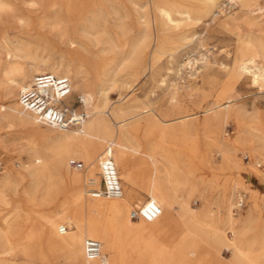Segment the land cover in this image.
Listing matches in <instances>:
<instances>
[{
  "label": "bare ground",
  "instance_id": "bare-ground-1",
  "mask_svg": "<svg viewBox=\"0 0 264 264\" xmlns=\"http://www.w3.org/2000/svg\"><path fill=\"white\" fill-rule=\"evenodd\" d=\"M141 1L131 0V4L140 10L148 5V1ZM218 1L205 0L201 14H212ZM260 1L228 0V5L237 3L239 10L222 25L237 33L228 81L237 84L248 80L250 86L264 92V6L259 7ZM13 2L0 0V97L5 100L12 95L15 99L0 104V118L8 127L26 129L48 145L36 148L29 137L26 150L30 155L28 164L20 165L22 173L3 174L0 213L4 209L8 212L0 215V264H12L17 255L23 257L24 264H264V198L247 188V209L238 218L232 212L234 200L239 198L237 190L246 183L239 179L244 164L238 153H249L256 168L264 164V111L254 113L241 125L238 121L246 112L233 104L236 95L225 84L204 106L201 118L187 115L173 124V120L163 121L145 107L109 104L107 93L100 88L111 70L106 50L92 52V42L86 36L93 32L109 35L107 14L113 15L116 27L124 31L122 0H88L93 8L91 16L72 29L66 27L65 18L75 0ZM179 6L158 8V16L169 29L193 21L189 8ZM46 28L60 41L49 40L42 32ZM67 29L73 31L74 38H69ZM192 37L178 35L177 41L189 44ZM152 39L147 30L140 36L138 29L129 56L121 62L128 61L135 70L147 57L154 59L163 45L158 38ZM207 58L201 56L205 65ZM89 59L96 67L93 85L83 72V63ZM194 62L184 59L180 67L190 70ZM40 74L66 77L72 93L79 92L86 114L80 127L63 130L47 126L21 107L19 93ZM175 96L171 100L174 104ZM229 120L238 122L232 141L223 137ZM108 153L123 194L118 199L93 198L91 190L100 184L99 162ZM212 153L221 161L217 166L211 161ZM71 160L82 162L83 169L69 167ZM251 174L264 180L262 170H252ZM222 175L225 179L221 184ZM84 182L95 189L83 190ZM200 186L201 208L191 209L186 199ZM134 189L144 192L146 199ZM148 203L160 208L159 217L152 221L132 218L133 212ZM88 239L99 242L98 259L86 258L84 242ZM222 250L230 253L226 261Z\"/></svg>",
  "mask_w": 264,
  "mask_h": 264
},
{
  "label": "rangeland",
  "instance_id": "rangeland-1",
  "mask_svg": "<svg viewBox=\"0 0 264 264\" xmlns=\"http://www.w3.org/2000/svg\"><path fill=\"white\" fill-rule=\"evenodd\" d=\"M9 1L14 3V0ZM146 1H148V5L137 10L131 4V0H122V15L126 19L124 20L126 25L124 31L120 32L114 21L115 17L111 14H107L105 20L107 19L106 25L109 35L93 32L94 35L86 36V38L92 42V52L95 53L102 48L106 50L107 55L105 54V58L108 59L106 62L110 63L111 70L107 81L103 83L100 88L107 93L109 104L125 107L130 105L129 107L132 108L145 107L148 110H152L151 112L157 118H162L163 121L172 122L173 120V122L170 123L173 124L175 119L187 115H194V118H201L203 116L202 109H205V107L215 99L216 93L222 88L221 86L225 84L231 86L233 88V95H236L233 104L242 106L246 112V114L240 116L238 121L241 125L248 123L250 121L249 117L253 116L254 113L264 111L263 91L260 92L258 89L250 86L248 80H244L237 84L228 81L227 71L234 57L236 42V35L234 34L237 33L233 28L223 27L222 21L239 10L237 3L232 2L233 4H230L232 8L225 10L222 8L224 5L229 4L228 0H219L217 4L218 8L212 14L203 15L201 14V9L203 8L205 0H142L141 2L146 3ZM15 2L19 3V0H15ZM95 2L96 4L98 3V1ZM87 3L88 0H75V3L71 5V12L65 18V25L67 28L69 26V28L72 29L73 26H77L91 16L90 12L93 8ZM176 5L189 8L192 13L191 17L193 21L182 23L178 29H169L158 16V8H173ZM260 5L261 7L264 6L262 0L259 2V7ZM81 9H83V12L79 14ZM220 9L222 10L218 13ZM71 29H67L68 36L69 38H74L75 35ZM98 29H95V31H98ZM127 29L130 31H127ZM138 29L140 36L147 30V33L153 38L152 40L158 38V41H160L163 46H161V52L159 49L158 53L155 54L154 59H149V57H147L145 63H143L144 65L142 64L141 68H138L140 70L136 68L134 70V67L129 66L128 61L123 63L121 60L129 56L130 44L137 36ZM42 32L45 36L47 35L49 40L53 42L60 41V38L56 37L49 28L44 29ZM120 34L124 35L121 36ZM182 34L188 36L193 35L192 42L185 45L179 43L177 37ZM113 38L116 39L114 40ZM83 39L85 41V38H82V40ZM85 43L87 44L86 41ZM110 47H112V49ZM201 56L208 57L207 60L210 65H205L201 60ZM184 59H194L195 62L191 66L192 69L190 68L189 70L188 66L180 67V65L184 64ZM83 65V72L87 76L86 81L90 85H93L94 73L96 71L94 60L89 59L84 62ZM195 68L197 69L195 70ZM175 93L176 104L171 101ZM77 98L81 99L79 92L72 93V96L67 100V105L73 104L76 106L77 111L85 112L82 109V104L79 106L75 104ZM14 101L15 99L12 95L5 100H2L0 97V104ZM238 122H236V120H229L227 122L223 129L226 134V136L223 135L225 139L230 141L234 140L237 135ZM41 130H44L43 126H41ZM130 135L141 136L142 133L130 132ZM29 137H33L36 148H43L48 145L44 139L39 138L38 135L32 134L26 129L8 127L6 122L0 118V188L3 181V174L6 171L21 172L20 165L23 163V165L28 164L30 154L26 149L28 148ZM245 152L246 151L243 150L238 153L240 161L244 164V169L239 173L241 174L239 179H242L241 181L246 183L244 187L238 188L237 190L239 198H235V204L232 209L235 218H238V216L247 209L249 197V191L246 190L247 188L255 190L260 194V197L264 198V180L262 178L258 179L251 174V171L255 169L262 170L264 173V164H262L260 168H256L255 159H252L247 152L248 157L244 156ZM245 157L247 158L245 159ZM211 161L216 166L221 162L215 153H212ZM224 179L225 175H222L219 182L222 184ZM82 188L86 191L92 188L95 189L94 187L86 185L85 182L82 184ZM99 188L100 184L96 190ZM134 192L140 194L142 200L146 199L143 195L144 192L139 189H134ZM202 192L203 187L200 186L191 194L190 198L186 199L185 193H181V196L187 200V204L191 209L200 210L202 203L200 196ZM241 195L244 196V207L239 211H235L234 209ZM220 211L223 215L225 214L224 208H221ZM7 212V209H4L1 211L0 215H6ZM230 236L231 234L227 231V237ZM250 236L251 234H249L247 238ZM221 254H223L222 257L225 261L230 257V253L226 250H222ZM24 263L25 260L22 256L17 255L13 257L12 264ZM37 264L41 263L37 262ZM46 264L57 263L51 261Z\"/></svg>",
  "mask_w": 264,
  "mask_h": 264
},
{
  "label": "built area",
  "instance_id": "built-area-1",
  "mask_svg": "<svg viewBox=\"0 0 264 264\" xmlns=\"http://www.w3.org/2000/svg\"><path fill=\"white\" fill-rule=\"evenodd\" d=\"M230 5L226 4L223 9L228 10ZM72 96L71 84L68 78L54 76L51 74L36 75L29 87L19 93L18 101L24 110L34 114L36 119L47 126L59 129L80 127L86 118L85 112L76 110L73 104L67 105L65 100ZM81 99L77 98L76 105H80ZM247 157H245L246 159ZM69 167L74 170H82L84 165L80 161H69ZM100 188L91 190V196H100L108 199H118L122 196L123 190L118 172L114 162L108 153L99 162ZM244 196L241 195L235 211L244 207ZM161 215V210L153 203H148L140 210L132 213V218L141 216L147 221H152ZM66 229L65 227L63 228ZM84 252L88 260H95L100 257L99 242L88 239L84 242Z\"/></svg>",
  "mask_w": 264,
  "mask_h": 264
}]
</instances>
